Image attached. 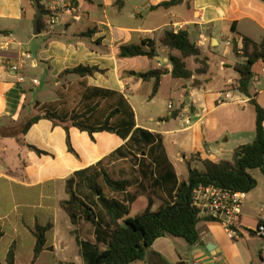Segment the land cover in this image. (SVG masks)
<instances>
[{"label": "crops", "instance_id": "crops-1", "mask_svg": "<svg viewBox=\"0 0 264 264\" xmlns=\"http://www.w3.org/2000/svg\"><path fill=\"white\" fill-rule=\"evenodd\" d=\"M165 1L79 0L73 13L58 15L52 31H46L44 22L43 30L35 36L28 26L35 16L34 6L28 0H0V30L9 32L8 36H0L1 264H6L9 253L13 264H85L81 244L95 243V228L88 222L72 224L61 209V202L69 198L67 181L73 178L74 192L93 205L94 196L83 185L84 177L77 174L88 171V177L104 171L117 180L139 163L124 159L126 141L111 132L89 133L68 121L47 119L24 131L26 122L37 114L35 102H54L60 94L88 104L91 89L121 94L134 112L135 128L161 138L178 183L187 180L188 165L202 170L203 160H230L236 148L253 141L255 110L250 100L264 108V64L253 67L250 98L231 92L229 87L238 79L233 66L241 61L232 44L240 49L242 36L254 42L262 40L264 0H184L168 9H152ZM47 3H42L45 12ZM165 31L188 33L206 60V74L196 75L198 65L188 58L185 64L193 76L189 80L171 77L169 53L160 46ZM143 40L155 43L153 59L119 58V47L139 45ZM22 54L29 55V59L23 70L15 73L10 64ZM78 66L97 67L103 73L87 78L60 76ZM163 67L167 72L152 98V82L129 75ZM19 76L23 82L18 81ZM40 89L52 93L53 99L42 100ZM156 99L161 103L167 100L166 107L156 105ZM131 100L144 110L141 121ZM117 151L120 156L114 155ZM258 171L257 176L254 170L248 172L255 185L246 192L241 207L238 240L231 241L218 222L199 219V240L194 245L177 237H160L142 260L130 264L264 262L260 255L264 236L254 234L258 225L264 224V215L259 212L264 210V173ZM130 177L134 183L127 193L136 195L129 207L131 217L148 208L156 212L172 202V185L162 182L157 174L152 172L147 179L138 173ZM154 180L167 186L153 188ZM47 226L44 245L35 254L34 231Z\"/></svg>", "mask_w": 264, "mask_h": 264}, {"label": "trees", "instance_id": "trees-1", "mask_svg": "<svg viewBox=\"0 0 264 264\" xmlns=\"http://www.w3.org/2000/svg\"><path fill=\"white\" fill-rule=\"evenodd\" d=\"M28 1L32 5L33 1H37L41 10L37 28L38 32H41L46 16L42 4L44 0ZM70 1L74 7L78 6L79 0ZM183 1L168 0L152 9H168L182 4ZM231 29L232 32L235 31L234 26ZM8 35V31L0 30V36ZM241 44L240 49H237L236 44H232L235 54L241 61L233 66L238 79L232 83L229 90L250 98L249 87L253 77V67L256 63L264 64V37L260 42H254L242 36ZM160 46L169 53L170 75L173 79L189 80L193 76V72L188 70L185 64L188 58H193L198 65L194 71L196 75L207 73L206 60L201 58L198 47L189 40L186 31H165L160 40ZM118 56L119 58L153 59L156 56L155 43L151 40H143L139 45L121 46L118 49ZM166 72L167 69L163 67L146 73L129 72V75L137 76L144 82L151 81L150 97L152 98L157 94L161 78ZM97 73L101 74L103 71L97 67L78 66L64 71L60 76L71 74L87 78ZM90 91L92 94L88 101L91 103L88 104H85L86 100L79 101L77 97L69 99L60 94L54 102L45 104L35 102L37 114L31 117L24 126V131H26L37 121L47 119L58 123L68 121L79 130L89 133L111 132L126 141L123 146L124 159L132 164L139 161L138 164L131 166L128 172L121 174L120 179L117 180L112 179L104 171L99 175L90 174L88 177H85L88 171L77 174L79 177H84L83 185L94 196L95 204L93 205L74 192L73 178L67 181L66 191L69 198L61 202V209L67 214L72 224L76 225L81 221L88 222L92 223L95 228V243L81 244V255L85 264H130L142 260L152 242L164 236L181 238L188 245H194L199 240L196 229L199 218L197 210L191 204L193 189L213 184L232 191L249 192L255 182L248 172L258 169L264 173V108L253 100H250L255 110L253 141L236 148L230 160L216 163L203 160L200 162L202 170L188 165L187 180L178 183L167 161L161 138L148 131L135 128L134 112L127 100L116 92L101 89ZM114 155L120 156V151ZM147 160L151 164L146 165ZM136 166L137 168H134ZM152 172L157 174V178L162 182L172 185L170 190L172 202L156 212H150L148 208L142 214L131 217L129 207L135 201L136 195L127 193L134 183L130 176L138 173L142 179H147ZM161 185L167 186L161 184L159 180L152 182L153 188H160ZM122 195L124 198L119 199ZM48 229L49 226L35 229V254L41 251L44 245V234ZM6 264H13L11 253L8 254Z\"/></svg>", "mask_w": 264, "mask_h": 264}, {"label": "built area", "instance_id": "built-area-1", "mask_svg": "<svg viewBox=\"0 0 264 264\" xmlns=\"http://www.w3.org/2000/svg\"><path fill=\"white\" fill-rule=\"evenodd\" d=\"M48 2L46 5V31H52L57 23V17L61 13L71 14L77 7L71 4L70 0H44ZM77 19V18H74ZM228 45H231L228 42ZM2 47L0 46V52ZM29 55L22 54L18 56L10 64V69L15 73H20L26 65ZM19 82H23L22 76L18 78ZM33 84H37L36 80H31ZM226 97V96H225ZM171 109V104L168 105ZM185 124H189L186 120ZM246 198L245 191H232L218 187L216 185L198 186L191 193V204L198 212V218L203 220H211L218 222L224 229L227 237L231 241L239 239L237 230L238 221L241 214V207ZM264 215V210H259ZM255 236H264V224L260 223L254 231ZM261 258L264 259V247L261 248ZM264 264V262H261Z\"/></svg>", "mask_w": 264, "mask_h": 264}, {"label": "rangeland", "instance_id": "rangeland-1", "mask_svg": "<svg viewBox=\"0 0 264 264\" xmlns=\"http://www.w3.org/2000/svg\"><path fill=\"white\" fill-rule=\"evenodd\" d=\"M28 26H29V30H30V32H31V34L33 33V26H32V21L28 24ZM38 77H39V74H38ZM40 90H43L42 92V95H41V99L42 100H51V99H53V94L52 93H50V92H48V90L46 91V89H40ZM132 101V103H133V105H134V107H135V109H136V113H137V116H138V118H139V121H141V117H142V114L144 113V110H143V108L142 107H140L138 104H135L134 102H133V100H131ZM166 101L167 100H164L162 103L159 101V99H156V101H155V104L156 105H159L161 108L162 107H166ZM125 172V171H124ZM254 174H256V176H257V174H258V169H256V170H254ZM112 177H116V176H113L112 175ZM259 177V176H258ZM115 179V178H114Z\"/></svg>", "mask_w": 264, "mask_h": 264}, {"label": "water", "instance_id": "water-1", "mask_svg": "<svg viewBox=\"0 0 264 264\" xmlns=\"http://www.w3.org/2000/svg\"><path fill=\"white\" fill-rule=\"evenodd\" d=\"M33 6L35 8V16L33 18L32 26H33V35L37 36L39 34L38 32V20L41 17V10L38 6L37 1H33Z\"/></svg>", "mask_w": 264, "mask_h": 264}]
</instances>
